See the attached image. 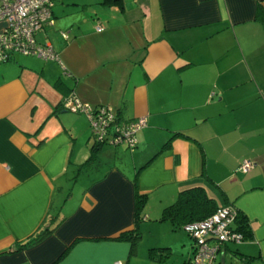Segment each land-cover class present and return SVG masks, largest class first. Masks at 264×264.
I'll return each mask as SVG.
<instances>
[{
	"label": "crops",
	"instance_id": "1",
	"mask_svg": "<svg viewBox=\"0 0 264 264\" xmlns=\"http://www.w3.org/2000/svg\"><path fill=\"white\" fill-rule=\"evenodd\" d=\"M52 2L35 38L58 60L0 63V264H130L137 244L117 237L136 226V193L138 229L185 230L160 218L197 183L250 228L214 264H264V0ZM69 94L144 117L135 148L96 147ZM176 241L187 263L193 244Z\"/></svg>",
	"mask_w": 264,
	"mask_h": 264
},
{
	"label": "built area",
	"instance_id": "2",
	"mask_svg": "<svg viewBox=\"0 0 264 264\" xmlns=\"http://www.w3.org/2000/svg\"><path fill=\"white\" fill-rule=\"evenodd\" d=\"M52 0H0V63L12 54H31L44 59L58 60L48 44L36 41L35 34L51 24ZM97 31L103 28L98 26ZM66 37V33H63ZM62 107L71 112L83 113L90 122L91 134L96 143L118 146L125 144L134 149L136 133L146 124L144 117L125 121L118 119L115 109L107 105L91 106L81 102L74 94L62 101ZM251 162L242 160L238 169L246 172ZM236 211L231 206L218 207L213 213L198 221L190 222L184 229L194 241L190 264H214L226 243H240L241 234L233 230ZM114 264H123L117 261Z\"/></svg>",
	"mask_w": 264,
	"mask_h": 264
},
{
	"label": "trees",
	"instance_id": "3",
	"mask_svg": "<svg viewBox=\"0 0 264 264\" xmlns=\"http://www.w3.org/2000/svg\"><path fill=\"white\" fill-rule=\"evenodd\" d=\"M118 117V115H117ZM118 119H120L118 117ZM130 121V120H125ZM178 133L172 134V136H176ZM98 147L99 143H96ZM95 147V148H96ZM144 197L139 193H136V219H135V227L131 230L122 232L117 238L126 239L130 242L131 247L134 248L140 239V231L137 227V223L139 221V212L143 206ZM227 206V205H223ZM218 207L216 200L211 197L201 184H193L191 186L185 187L180 190L178 193V197L174 203L165 208L164 212L160 219H168L173 227H177L180 225H186L190 222L198 221L203 218H206L208 215L213 213ZM235 227L233 230L239 232L241 234L242 240L246 239L250 235V228L248 222L242 213H239L237 209H235ZM51 231L49 227H47L44 234ZM39 236L38 238H40ZM194 246V245H193ZM19 249L22 246L18 247ZM169 247L167 245L155 246L152 245L149 248V256L153 261H161L167 255ZM187 264H190L191 258L186 261Z\"/></svg>",
	"mask_w": 264,
	"mask_h": 264
},
{
	"label": "rangeland",
	"instance_id": "4",
	"mask_svg": "<svg viewBox=\"0 0 264 264\" xmlns=\"http://www.w3.org/2000/svg\"><path fill=\"white\" fill-rule=\"evenodd\" d=\"M124 148H127L125 144H120ZM130 151V148H127ZM149 222H142V227L140 230V239L137 242L136 248L139 249V254L134 255L132 257V261L130 264H187L183 261L180 255V251L183 246L176 241V238L182 234L186 237L188 242V247H190V243L194 244L192 237L188 234L186 230H181L179 228L175 229L177 231H173L171 229V225L168 221L165 222H155V220L150 218L147 220ZM147 223V224H146ZM160 242H175L170 250L166 251L167 256L161 261H153V262H144L141 256H145L148 252L149 246L153 244H158ZM234 244V243H233Z\"/></svg>",
	"mask_w": 264,
	"mask_h": 264
}]
</instances>
